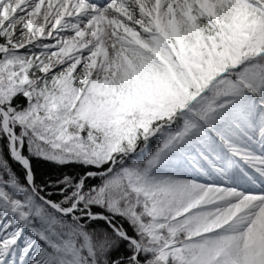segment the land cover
Segmentation results:
<instances>
[{
	"label": "snow or ice",
	"instance_id": "1",
	"mask_svg": "<svg viewBox=\"0 0 264 264\" xmlns=\"http://www.w3.org/2000/svg\"><path fill=\"white\" fill-rule=\"evenodd\" d=\"M0 264H264V0H0Z\"/></svg>",
	"mask_w": 264,
	"mask_h": 264
}]
</instances>
